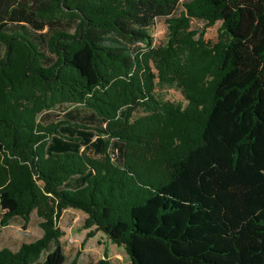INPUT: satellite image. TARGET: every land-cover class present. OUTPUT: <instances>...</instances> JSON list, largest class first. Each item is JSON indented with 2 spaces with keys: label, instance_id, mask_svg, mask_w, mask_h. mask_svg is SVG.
Returning <instances> with one entry per match:
<instances>
[{
  "label": "trees",
  "instance_id": "16d2710c",
  "mask_svg": "<svg viewBox=\"0 0 264 264\" xmlns=\"http://www.w3.org/2000/svg\"><path fill=\"white\" fill-rule=\"evenodd\" d=\"M180 3L0 0V228L42 231L0 264H64L67 209L130 264H264V0Z\"/></svg>",
  "mask_w": 264,
  "mask_h": 264
},
{
  "label": "rangeland",
  "instance_id": "374dc122",
  "mask_svg": "<svg viewBox=\"0 0 264 264\" xmlns=\"http://www.w3.org/2000/svg\"><path fill=\"white\" fill-rule=\"evenodd\" d=\"M189 0H181L187 2ZM181 3L176 8L173 17L179 15L182 10ZM220 23L205 30L204 38L214 42L217 37ZM202 22L192 21L191 28L201 30ZM149 34L153 39V46L160 47L166 43L167 27L165 19H157L155 25L149 29ZM2 52V48H0ZM157 94L164 100L173 102L182 101L180 93L174 89H158ZM76 105L63 104L52 110L54 115H64L67 112L75 110ZM82 115H88V111L79 110ZM2 214L0 212V220ZM86 215L78 210L67 209L60 218L59 226L64 232L62 243L65 252L64 264H69L74 259L76 264H97L99 261H105L107 264H130V261L123 248L109 242L102 233L93 232L94 228H84ZM39 219L35 214L32 215L31 221L27 228L22 229V220L15 217L11 220L7 228H0V249L8 247L17 249L21 244L31 243L41 237L42 231L38 227ZM92 237H87L88 233ZM106 253V256H105ZM35 264H43V257Z\"/></svg>",
  "mask_w": 264,
  "mask_h": 264
},
{
  "label": "crops",
  "instance_id": "0c3cea01",
  "mask_svg": "<svg viewBox=\"0 0 264 264\" xmlns=\"http://www.w3.org/2000/svg\"><path fill=\"white\" fill-rule=\"evenodd\" d=\"M76 108L77 109H75V110H72V111H70V112H67V113H65V114H76V115H82L80 112H78L79 110L81 111V110H84L83 108H81L80 106H76ZM51 113L53 114V112L51 111ZM64 213V212H63ZM33 214H35L34 212L30 215V221H31V217H32V215ZM30 221H29V223H30ZM40 221V220H39ZM11 222V221H10ZM29 223H28V225H29ZM39 223V222H38ZM10 225V224H9ZM8 225V226H9ZM7 226V227H8ZM7 227H4V228H7ZM60 227V226H59ZM61 228V227H60ZM42 235V234H41ZM105 237V236H104ZM106 238V237H105ZM62 239V238H61ZM61 243H62V240H61ZM62 247H63V243H62ZM8 248V247H7ZM63 251H64V247H63ZM64 254H65V252H64Z\"/></svg>",
  "mask_w": 264,
  "mask_h": 264
}]
</instances>
